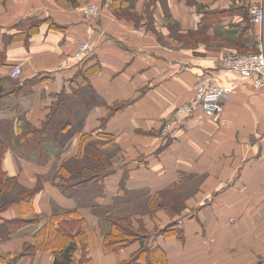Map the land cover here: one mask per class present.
<instances>
[{"label":"crops","instance_id":"1","mask_svg":"<svg viewBox=\"0 0 264 264\" xmlns=\"http://www.w3.org/2000/svg\"><path fill=\"white\" fill-rule=\"evenodd\" d=\"M250 1L0 0V126L10 121L20 138L23 114L44 129L60 94L78 93L68 108L73 118L68 114L53 135L65 137L58 152L40 161L11 138L0 156V264H54L60 249L40 247L38 233L51 215L66 211L85 219L89 264H120L141 242L106 252L101 212L124 215L139 203L148 210L131 212V224L145 230L151 248L164 249L168 264H262L264 90L221 71L225 46L192 40L204 34L255 49L259 27ZM87 4L99 6L100 16L86 17ZM165 18L196 44L170 38ZM148 20L170 31L158 36ZM85 40L93 52L79 61L75 52ZM14 65L22 69L17 77L10 75ZM206 70L231 90L222 110L208 116L198 109L164 131L175 108L194 98ZM70 159L82 163L72 173L76 185L63 191L58 172ZM13 180L26 195L41 187L17 199L6 188ZM20 218L19 227L5 224Z\"/></svg>","mask_w":264,"mask_h":264},{"label":"trees","instance_id":"2","mask_svg":"<svg viewBox=\"0 0 264 264\" xmlns=\"http://www.w3.org/2000/svg\"><path fill=\"white\" fill-rule=\"evenodd\" d=\"M72 3L76 2L73 0ZM85 81H87V77L84 75ZM62 96L64 93H61ZM55 114V113H53ZM52 117V115H51ZM48 122V121H47ZM46 122V123H47ZM31 130L34 131V133L40 132L43 129H37L36 127L31 128ZM30 133V132H29ZM30 134L26 136L23 132L20 135V141L25 140L26 137H28ZM32 135V134H31ZM33 136V135H32ZM35 141V139H34ZM37 141V140H36ZM23 142V141H22ZM4 146L0 143V156L3 152ZM3 148V149H2ZM93 151H96L93 149ZM37 157H39V160L43 159L44 157L43 152L40 151L37 147ZM98 161H103L102 156H98ZM42 156V157H41ZM79 164L77 162H74V165L70 163H64L61 165L58 175L60 177V188L65 191L69 187L71 188L70 184L76 185L73 183V181L76 180V178H73V174L77 171L75 169L79 168ZM95 176H90L87 178V181H89V186L95 185ZM10 180L9 178H7ZM79 185V184H78ZM85 185H87V182H85ZM41 187V183L38 184L37 187L34 189H31L27 191V196H33L36 191ZM73 188V187H72ZM71 188V189H72ZM25 192V190H23ZM23 191H20L18 194L17 199H21L23 197ZM94 192L98 191V186ZM25 197V196H24ZM5 198H0V203L3 202ZM7 202V201H6ZM5 202V203H6ZM102 213L103 217V224H104V250L106 252L110 251H118L119 249L127 246L129 243H131L134 240H139L141 242L140 248L132 254V256L125 261H120V264H141L138 263V261H144L146 264H168V259L166 256V253L163 248L160 246H155L151 248L148 244V236L146 234V241L145 238H140L136 230L134 229V226L131 224V220L129 221L127 215H117L116 212H111L110 209H105ZM25 219H14L6 222L5 224H15L17 227L21 226L22 223H24ZM86 225L85 219L82 218L78 212L76 211H66L65 213H54L50 217V221L45 223L42 226V229L40 231V234L38 233V243L40 247L60 251L59 253H56V259L54 261V264H75L76 263V255L75 252H77V237L81 236V234L84 232V226ZM12 228H10L9 234L13 233ZM1 236V235H0ZM86 239V248L88 249V242H87V234L85 236ZM88 254V253H87ZM87 254L85 255L87 258ZM84 256V257H85ZM83 256L79 259L78 263L83 264L84 258ZM89 260V258H88Z\"/></svg>","mask_w":264,"mask_h":264},{"label":"rangeland","instance_id":"3","mask_svg":"<svg viewBox=\"0 0 264 264\" xmlns=\"http://www.w3.org/2000/svg\"><path fill=\"white\" fill-rule=\"evenodd\" d=\"M56 1L60 2V3L76 4L79 0H73V1H76L74 3H72V1H70V0H56ZM91 6H92V4H87L83 10L85 11V10L93 9V8H91ZM100 14H101V10L98 11V13L96 14V17H99ZM133 18L136 19V21L140 23V20H141L140 16H138L137 14H133ZM162 21H163L162 24L167 26V28H170L171 31H170V29L169 30L165 29L163 32L162 29L155 28L153 26V23L150 20H148L147 23L149 25L148 26L149 30L154 31L158 36L163 35L165 32L170 31L169 32L170 38L179 39L183 45L189 44V45L194 46L196 43H198L200 41L204 42L208 46H211V43L223 45L226 47V49L220 54V56H219L220 61H222L226 58H236V57L238 58L239 56L244 55L248 52L254 51L256 49V48L255 49H244V48L239 47V46H234L232 44L225 43V42H223L217 38H211V37L206 36L204 34H200V35L198 34L197 36L195 35L192 40H195L196 43L191 42L189 40V36L186 37L185 35H179L178 34V32L176 30V26L173 24V22L169 21V19L165 18ZM251 21H252V18H251ZM143 32H144L143 29H138V33L142 34ZM71 93H67L66 95H63V96H62V94H60V97H58V100L56 102V109H59V110L56 111L55 114H53L54 112L52 113L53 114L52 117L50 116V118L47 119V121H49V122H47V124L49 123V126L46 125V128H44L40 132L34 133V131L31 130V128L33 126L28 121L25 120L23 114L20 115L21 120H19L18 132L19 133L23 132L24 134H26V136L28 134H30L28 137H26L25 140H22L23 142L21 141V143H18L21 147L20 151L22 153H24V154L28 153V154L37 156V154H38L37 153V147H38V149H40V151L43 152L42 156L46 159L47 156L50 155V153L53 152L56 148L58 150H59V148L60 149L62 148L63 142L65 140L64 135L60 134L59 136H55V137L53 135H55V133L57 134V128L58 129L60 128L61 123L66 120V118L68 117V114L70 115V117H72V114H74L73 112L68 111L69 110L68 108L70 107V109H72L73 104H75L74 101L76 102V99L78 98L77 97L78 93L77 92H75V94H71ZM63 105H64V107H63ZM188 117H190V116H188ZM186 120H185V123H186ZM184 124H181V125H184ZM181 125H179V126H181ZM74 128H76V127H74ZM11 138L12 139L14 138L15 140L20 141V139L17 137V134L13 133L12 128L10 126V121L2 123L0 126V141H2V142L6 141V143H1L4 146L3 148H5V147L7 148V146H8L7 144L9 143V141H10L9 139H11ZM34 139H35V141H34ZM36 140H37V142H36ZM54 152H58V151H54ZM73 160H75V159H70L68 163H70L72 165H74V162H77L78 164L82 163V160H80V159L79 160L77 159L75 161H73ZM41 161H44V160H41ZM59 182H60V179L58 181V184H60ZM23 187L24 186L16 183V181L13 180V181H10L9 184H7L6 188L10 189L9 193H12V194L15 193L18 195L20 191H23ZM9 193H7V194L9 195ZM23 193H26V191L25 192L23 191ZM23 196H27V195L23 194ZM170 197H172V196L167 195V199L171 203H174L172 200H170ZM174 204L177 205V203H174ZM152 208L153 207H151L150 210H152ZM146 210H148L147 206L143 207L141 205V203H139L135 207L133 206V207H130L129 209H123L122 213H125V215H127L129 218L128 220L130 221L131 220L130 219L131 218V216H130L131 212H143ZM100 212H101V210H100ZM120 216H122V215H120ZM134 229L136 230L137 235L140 238L144 237L145 241H146L147 236H146L145 230L143 228H141V226L140 227H134ZM86 234L87 233L84 229V232L81 234V236L77 237V240H78L77 254L80 253L81 255H80V257H78L76 254V263L75 264H79L78 263L79 259L82 256L84 257L88 253L87 248H86V239H85ZM84 258H85V260H84L83 264H89L88 258L86 256ZM262 264H264V261L262 262Z\"/></svg>","mask_w":264,"mask_h":264},{"label":"built area","instance_id":"4","mask_svg":"<svg viewBox=\"0 0 264 264\" xmlns=\"http://www.w3.org/2000/svg\"><path fill=\"white\" fill-rule=\"evenodd\" d=\"M90 10H85L86 17H96L99 6L92 5ZM252 23L259 27L257 32L256 49L238 58H226L221 61V71L240 75L251 82L255 90H264V0H252L249 6ZM93 46L85 40L78 46L75 57L84 61L91 56ZM21 66L14 65L10 75L17 77L21 73ZM231 94L229 87L221 85L216 80L212 70L204 71L198 79L195 96L191 101L178 105L171 116L165 120L164 131L171 130L176 125L185 123L188 116L193 115L198 109L206 115L218 114Z\"/></svg>","mask_w":264,"mask_h":264}]
</instances>
